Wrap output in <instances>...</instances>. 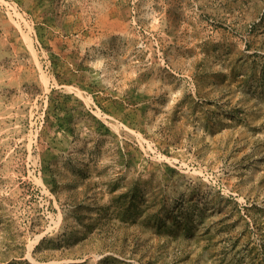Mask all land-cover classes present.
<instances>
[{
    "label": "rangeland",
    "instance_id": "rangeland-1",
    "mask_svg": "<svg viewBox=\"0 0 264 264\" xmlns=\"http://www.w3.org/2000/svg\"><path fill=\"white\" fill-rule=\"evenodd\" d=\"M0 264H264V0H0Z\"/></svg>",
    "mask_w": 264,
    "mask_h": 264
}]
</instances>
